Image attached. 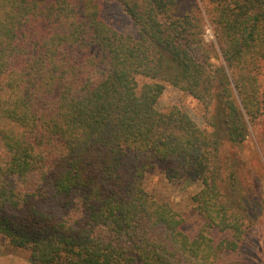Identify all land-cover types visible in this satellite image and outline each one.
Returning <instances> with one entry per match:
<instances>
[{"label": "trees", "instance_id": "16d2710c", "mask_svg": "<svg viewBox=\"0 0 264 264\" xmlns=\"http://www.w3.org/2000/svg\"><path fill=\"white\" fill-rule=\"evenodd\" d=\"M208 4L213 39L196 1L0 0V235L35 264H263L238 155L264 124V0ZM167 85L206 127L157 106ZM156 171L200 182L189 212Z\"/></svg>", "mask_w": 264, "mask_h": 264}, {"label": "rangeland", "instance_id": "374dc122", "mask_svg": "<svg viewBox=\"0 0 264 264\" xmlns=\"http://www.w3.org/2000/svg\"><path fill=\"white\" fill-rule=\"evenodd\" d=\"M185 8H189L194 1L200 4L204 13L206 37L213 39V30L207 13L208 0H182ZM106 13L109 19L113 20L115 25L125 32H134L135 27L127 14L121 10L115 3H110L106 7ZM143 81V80H142ZM173 105H178L189 112L192 117L202 127H206L204 118V107L193 96L180 91L172 85H167L164 92L160 96L157 106L161 109H167ZM264 124L257 123L250 126V135L247 143L244 144L243 151L239 157L244 162V180L242 187L249 192L246 199L254 204L258 212V218L254 230L250 232V236L244 245L243 254L254 261L263 262L264 264V146L261 143L259 133L262 131ZM201 184L198 180L185 179L179 184L168 185L156 171L149 177V188L154 190L162 197L168 196L170 202L177 208H183V211H190L191 204L189 202L190 193L199 190ZM245 195V194H243ZM256 212V213H257ZM199 217L190 213L187 222V230L195 231V227L199 226ZM0 264H35L31 259L30 252L27 249H16L9 244L8 239L4 235H0Z\"/></svg>", "mask_w": 264, "mask_h": 264}]
</instances>
